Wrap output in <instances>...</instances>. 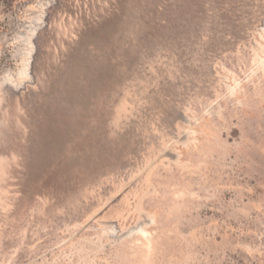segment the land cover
I'll return each instance as SVG.
<instances>
[{
	"label": "rangeland",
	"instance_id": "rangeland-1",
	"mask_svg": "<svg viewBox=\"0 0 264 264\" xmlns=\"http://www.w3.org/2000/svg\"><path fill=\"white\" fill-rule=\"evenodd\" d=\"M0 264H264V0H0Z\"/></svg>",
	"mask_w": 264,
	"mask_h": 264
}]
</instances>
